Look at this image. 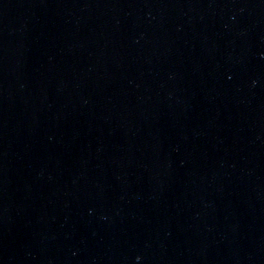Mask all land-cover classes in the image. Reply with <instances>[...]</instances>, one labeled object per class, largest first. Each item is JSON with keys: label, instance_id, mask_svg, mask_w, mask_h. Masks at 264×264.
Listing matches in <instances>:
<instances>
[{"label": "water", "instance_id": "95a60500", "mask_svg": "<svg viewBox=\"0 0 264 264\" xmlns=\"http://www.w3.org/2000/svg\"><path fill=\"white\" fill-rule=\"evenodd\" d=\"M0 264H264V0H0Z\"/></svg>", "mask_w": 264, "mask_h": 264}]
</instances>
